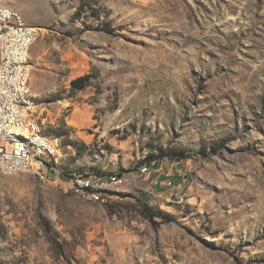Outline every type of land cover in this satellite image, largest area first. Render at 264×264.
Listing matches in <instances>:
<instances>
[{"label": "rangeland", "instance_id": "374dc122", "mask_svg": "<svg viewBox=\"0 0 264 264\" xmlns=\"http://www.w3.org/2000/svg\"><path fill=\"white\" fill-rule=\"evenodd\" d=\"M0 2L37 29L59 152L45 178L0 173V264H264V0ZM84 168L106 201L69 193Z\"/></svg>", "mask_w": 264, "mask_h": 264}, {"label": "built area", "instance_id": "2783aa9c", "mask_svg": "<svg viewBox=\"0 0 264 264\" xmlns=\"http://www.w3.org/2000/svg\"><path fill=\"white\" fill-rule=\"evenodd\" d=\"M37 39V29L22 13L0 2V173L5 176L28 173L45 178L48 169L59 164L58 149L44 131L31 86V50ZM165 175L169 181L171 175ZM63 176L75 198L107 200L111 184L105 175L84 168L63 171Z\"/></svg>", "mask_w": 264, "mask_h": 264}, {"label": "trees", "instance_id": "16d2710c", "mask_svg": "<svg viewBox=\"0 0 264 264\" xmlns=\"http://www.w3.org/2000/svg\"><path fill=\"white\" fill-rule=\"evenodd\" d=\"M91 75H86L83 77H79L75 80L72 81L71 85L73 89H85L87 84L90 81ZM46 134H48L46 132ZM164 153L161 156H154L153 153H150V156L148 157V160L146 161L147 164L150 166L153 162L158 161L161 157H164ZM141 206V214L151 222H156V219H160L163 221H172V217L169 215L161 214L157 212L155 209H153L148 203L145 202H140L139 203ZM50 242L55 245V240L51 239Z\"/></svg>", "mask_w": 264, "mask_h": 264}]
</instances>
